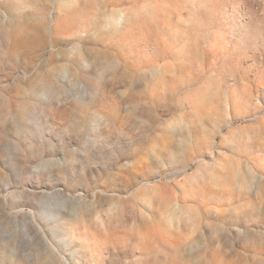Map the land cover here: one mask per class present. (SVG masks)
I'll return each instance as SVG.
<instances>
[{
  "label": "rangeland",
  "instance_id": "1",
  "mask_svg": "<svg viewBox=\"0 0 264 264\" xmlns=\"http://www.w3.org/2000/svg\"><path fill=\"white\" fill-rule=\"evenodd\" d=\"M0 264H264V0H0Z\"/></svg>",
  "mask_w": 264,
  "mask_h": 264
}]
</instances>
